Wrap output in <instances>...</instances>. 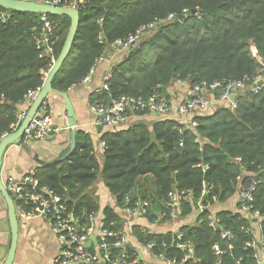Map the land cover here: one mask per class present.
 <instances>
[{"label": "trees", "instance_id": "16d2710c", "mask_svg": "<svg viewBox=\"0 0 264 264\" xmlns=\"http://www.w3.org/2000/svg\"><path fill=\"white\" fill-rule=\"evenodd\" d=\"M71 4L79 12V26L71 51L52 81V88L60 92L81 84L116 40L162 22L111 68L108 89L90 94L89 105H108L121 96L147 98L154 92L168 101L165 91L175 81L188 82L190 87L219 84L212 93L217 98L229 82L247 79L245 85L253 86L262 68L260 60L264 62V0H66L62 6ZM192 10L197 11L194 17L177 19ZM1 13L8 16L5 22L0 20V141L13 132L24 97L42 87L52 65L36 48L39 33L33 29L40 30L41 15L0 7ZM170 15L175 18L167 21ZM47 17L58 24L53 45L56 59L70 20ZM251 49L260 60L251 56ZM236 101L234 110L219 107L211 114L194 115V128L171 119L154 122L151 129L141 122L123 130L99 127L100 141L105 143L102 163L90 135L78 131L74 151L63 161L39 165L35 179L39 187L51 189L65 202L80 225H87L89 216L94 218L100 210L93 190L100 178L114 200L113 207L102 209L100 224L119 237L123 236V219L117 209L147 200L150 209L145 219L155 223L165 210L169 193H190L191 202L180 200L178 204L177 219L183 220L197 212L203 183L208 193L202 203L211 206L230 199L255 179L253 210L264 216V85H259L257 93L247 89ZM208 215L206 210L198 214L194 225L179 228L184 240L194 245L193 259L186 260L182 251L168 248L163 249L166 256L176 258L179 264H257L255 249L247 246L255 240L252 219L238 212L216 214L231 232L232 239L225 240L219 229L209 226ZM259 232L264 262V218ZM131 235L143 247L149 242L161 245L172 236L171 232L151 233L137 225L131 227ZM119 251L136 256L129 244Z\"/></svg>", "mask_w": 264, "mask_h": 264}, {"label": "built area", "instance_id": "2783aa9c", "mask_svg": "<svg viewBox=\"0 0 264 264\" xmlns=\"http://www.w3.org/2000/svg\"><path fill=\"white\" fill-rule=\"evenodd\" d=\"M40 3L48 4L51 6H62L66 0H36ZM69 7L75 8L74 4ZM185 11L183 15L189 16ZM196 15V14H195ZM7 13H1L0 20L5 22L7 19ZM178 16V20L179 19ZM174 15H170L167 21L173 20ZM41 28L39 31L33 29L34 32L39 33L35 38L36 48L41 51L40 57H46L53 63V45L55 44V33L58 28V24L50 21L47 15L40 16ZM162 22H155L148 26L139 28L135 33L129 35L125 39L116 40L111 48L118 51L128 52L137 42L142 40L145 36L153 33L157 30L158 26ZM251 56L258 59L255 49H251ZM102 58L95 61V65L100 62ZM262 68L258 71L256 77L253 79L254 85L248 88L245 85L247 79L241 81H234L225 84L220 91L217 99L221 102H229V108L234 110L237 108V97L243 95L247 89L257 93L259 85H264V62L260 60ZM94 65V67H95ZM94 67L90 73L81 81L82 85H88L91 79ZM46 75V74H45ZM111 74L108 73L103 81L101 90H107V82L109 81ZM180 82V81H179ZM261 83V84H259ZM219 84L205 87L204 85H196L190 87L187 92L185 100L175 107L176 113L180 116L194 115L196 111L204 110L208 107L209 101L206 97L208 93H213L214 90L219 89ZM41 89V88H40ZM32 91L24 97V102H27L29 106L35 99L36 95L40 91ZM234 95L235 99L230 100V97ZM171 110L170 103L159 92H154L147 98L140 96H121L119 99L112 101L108 105L95 104L89 105V111L96 117L94 124L98 127L112 128L126 123L128 117L136 112H148L153 115H160ZM25 114L19 116V121L13 126V132L16 131L22 122ZM189 127L194 128L196 126L193 120H190L187 124ZM55 132L52 118L47 110L46 102L43 103L40 110L33 117L30 124L26 128L22 142L30 143L36 141H44L50 138ZM105 143L99 142V150L104 152ZM203 171L207 169L206 166L198 165ZM36 171H30L21 183H16L13 177L9 176L6 181L3 182L7 192L14 198L15 201L21 203L18 208V216L22 219L28 220L32 218H40L50 224L53 234L62 246L61 252L54 260L53 264H144L136 256H130L125 252L119 251L122 246L125 245L124 236H120L114 233L112 230L106 228L102 229L101 224L95 227L93 216H89L87 225H80L78 218H75L73 213L68 211L65 202L60 197L47 187H39L38 181L35 179ZM203 185L202 195L197 202V214H201L208 210L210 206H204L202 199L208 193V187L205 183ZM257 187V181L250 179V182L245 187H240L238 196L240 204L237 212L242 215L248 216L251 220L261 221L264 216L260 215L259 211L253 210L254 192ZM181 201H192V194L190 193H177L171 192L167 197V203L165 210L158 215L159 220L168 219L173 220L177 218L178 204ZM126 203L129 200L126 199ZM150 209V202L147 200H139L134 202L131 206L128 204L121 210L129 219L136 217H144L148 214ZM209 226L220 230L221 239H232L231 232H229L221 224L220 220L213 216L208 215ZM249 232V230H248ZM171 239L167 242H163L161 245H156L154 242H149L144 246V249L150 254V256L156 261L153 264H179L176 258L167 257L163 252V249L168 250H180L185 255V259H193L194 245L190 241L184 240V236L179 231L171 232ZM96 237V243L93 246V250L90 251L86 246L91 238ZM115 240L111 242V240ZM248 247L255 249L257 264H264L263 257L261 256L259 249V242L255 239L247 244ZM112 249L117 250L116 254L112 252ZM114 250V251H115ZM215 255H220L219 247L215 245L213 247Z\"/></svg>", "mask_w": 264, "mask_h": 264}, {"label": "crops", "instance_id": "0c3cea01", "mask_svg": "<svg viewBox=\"0 0 264 264\" xmlns=\"http://www.w3.org/2000/svg\"><path fill=\"white\" fill-rule=\"evenodd\" d=\"M150 35V34H149ZM147 35V36H149ZM146 37V36H145ZM126 52L118 51L114 49L109 50L107 59L102 58L98 62L91 75V79L88 85L77 84L72 86L68 91L69 99L73 105L76 115V130L90 135L98 161L102 163V154L99 150L100 133L98 132V126L94 124L96 117L89 111L88 97L92 93L99 92L102 88L105 76L110 72L111 68L120 63ZM190 88L188 82H173L165 91L168 101L171 105V110L160 115H131L128 117L126 123L113 127L116 130H123L135 123H144L151 129V125L154 122L171 119L178 121L182 125H187L194 115L202 113L211 114L213 112V106L221 104V101L215 98L212 93L206 95L209 105L204 110L196 111L194 115L180 116L176 113L175 107L182 103L187 97V92ZM235 99V98H234ZM49 108V114L52 118L55 132L54 134L44 140L30 143H18L13 146H9L3 154V164L1 167V178L5 182L6 178L11 176L16 183H21L26 175L36 168L41 163H47L57 159L60 154L67 148L69 144L70 130L67 129L66 112L64 101L56 94H51L45 101ZM221 107H229V102H225ZM29 108L27 102L22 103L19 106V113L21 115L26 114ZM106 130H114L103 127ZM93 190L99 203V224L102 219V209L105 206H114V200L111 198L108 190L104 187L101 179L93 186ZM237 190L236 194L225 202H215L210 206L209 212L216 217V214L220 212H232L237 213L240 199ZM14 200V198L12 197ZM16 216L18 219V240L15 257L12 264H53L54 260L61 252L62 246L53 234L50 224L40 218L22 219L18 216L19 203L14 200ZM7 208L3 198L0 195V264H3L7 256L10 247V235H9V223L7 218ZM118 214L123 219V236L125 244L131 245L138 254L139 258L144 264H153L156 261L150 256V254L141 246L136 239L131 235V227L133 225L140 226L143 230H148L151 233H165L179 231V228L185 225H194L198 216L195 213L193 219L189 216L183 220L174 218L166 222L156 221L155 223H149L144 217H136L129 219L121 209H117ZM253 233L255 239L259 242V221L253 223ZM91 243L90 246H94Z\"/></svg>", "mask_w": 264, "mask_h": 264}, {"label": "water", "instance_id": "95a60500", "mask_svg": "<svg viewBox=\"0 0 264 264\" xmlns=\"http://www.w3.org/2000/svg\"><path fill=\"white\" fill-rule=\"evenodd\" d=\"M0 7L7 11L17 12V13H35L39 15H51V16H66L70 20V27L65 38L64 44L62 49L52 63L50 69L45 75L43 85L36 95L35 99L32 101L31 105L29 106L25 117L23 118L22 122L20 123L18 129L6 136H4L0 141V195L3 198L6 208H7V218L9 223V235H10V247L5 258L3 264H12L16 248H17V240H18V219L16 216L15 210V203L12 199L11 195L7 192L4 183L1 178V167L3 164V154L9 146L16 145L22 142L23 134L30 124L33 117L37 114L40 110L43 103L47 100L48 96L51 94H56L64 101L65 112H66V122H67V129L70 130V137H69V144L67 148L60 154V156L50 162L41 163L40 165L51 164L59 161L65 160L75 149L76 144V115L73 105L69 99L67 92H60L54 90L52 88V81L56 74L58 73L60 67L62 66L63 62L65 61L66 57L68 56L69 52L71 51L73 41L76 37L78 26H79V12L76 8L69 7V6H51L48 4L40 3L36 0H0ZM197 13L196 10H192L189 16H180L179 19H187L189 17H194ZM109 55V50H106L104 53L103 58L107 59ZM261 84V83H259ZM235 98L234 95L230 97V100L233 101ZM228 157V156H227ZM229 158V157H228ZM230 159V158H229ZM249 219L248 216H246ZM253 223H257L256 220H252ZM91 243H96V237L93 236L91 241L86 245L88 248L90 247ZM259 249H261V245H259Z\"/></svg>", "mask_w": 264, "mask_h": 264}, {"label": "rangeland", "instance_id": "374dc122", "mask_svg": "<svg viewBox=\"0 0 264 264\" xmlns=\"http://www.w3.org/2000/svg\"><path fill=\"white\" fill-rule=\"evenodd\" d=\"M224 104H226L225 102H221V104H216L214 105L212 108H213V111L221 106H223ZM195 213L192 215V219L194 217ZM101 216V213H98L95 217H94V222L96 223V225L99 224V217Z\"/></svg>", "mask_w": 264, "mask_h": 264}]
</instances>
